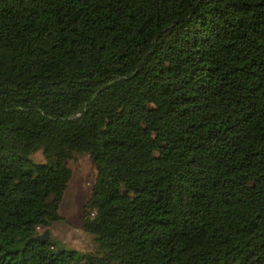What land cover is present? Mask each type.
Listing matches in <instances>:
<instances>
[{
    "label": "trees",
    "instance_id": "trees-1",
    "mask_svg": "<svg viewBox=\"0 0 264 264\" xmlns=\"http://www.w3.org/2000/svg\"><path fill=\"white\" fill-rule=\"evenodd\" d=\"M0 264H264V0H0Z\"/></svg>",
    "mask_w": 264,
    "mask_h": 264
},
{
    "label": "rangeland",
    "instance_id": "rangeland-1",
    "mask_svg": "<svg viewBox=\"0 0 264 264\" xmlns=\"http://www.w3.org/2000/svg\"><path fill=\"white\" fill-rule=\"evenodd\" d=\"M30 159L34 164L45 163L41 152L32 154ZM69 168L72 175L59 208L63 221L53 225L49 234L56 251H72L79 257L97 249L94 237L82 231L79 222L83 207L90 196L95 172L89 158L84 155L70 162Z\"/></svg>",
    "mask_w": 264,
    "mask_h": 264
},
{
    "label": "water",
    "instance_id": "water-1",
    "mask_svg": "<svg viewBox=\"0 0 264 264\" xmlns=\"http://www.w3.org/2000/svg\"><path fill=\"white\" fill-rule=\"evenodd\" d=\"M50 239L49 231H45L41 236L37 237V240L41 243H45ZM56 255H58V251L56 252Z\"/></svg>",
    "mask_w": 264,
    "mask_h": 264
}]
</instances>
